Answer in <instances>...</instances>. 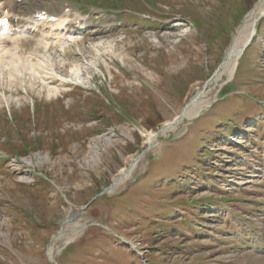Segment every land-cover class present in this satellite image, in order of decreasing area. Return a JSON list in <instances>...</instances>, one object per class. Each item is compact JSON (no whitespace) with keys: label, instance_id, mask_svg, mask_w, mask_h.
I'll return each mask as SVG.
<instances>
[{"label":"rangeland","instance_id":"1","mask_svg":"<svg viewBox=\"0 0 264 264\" xmlns=\"http://www.w3.org/2000/svg\"><path fill=\"white\" fill-rule=\"evenodd\" d=\"M69 1L97 39L0 89V264H264V18L211 81L260 0ZM200 92L213 105L173 123Z\"/></svg>","mask_w":264,"mask_h":264},{"label":"bare ground","instance_id":"2","mask_svg":"<svg viewBox=\"0 0 264 264\" xmlns=\"http://www.w3.org/2000/svg\"><path fill=\"white\" fill-rule=\"evenodd\" d=\"M18 8L19 6L16 4L15 0H0V17L3 15L10 17L13 26L19 29V31H16L13 35L0 37V89L5 83H7L5 86L8 85V87H11L17 82V80L24 81L26 77L32 79V81L30 80L31 84L35 83L38 77L43 81L50 79V77L52 78L51 75H53V73L56 74V66L48 62L47 58H51V55L54 53L63 52L73 43H78L81 34V32H78V29L80 30L84 27V30H86L90 26L89 21L80 14L76 15L73 22L70 21L68 13H65L66 6H64L62 11L57 14L51 13L48 8L43 9L47 10V18L40 22H37L35 18H31V20L29 18L30 16L23 19L19 18ZM39 11L40 7L37 9V12ZM263 13L264 0H260L259 3L252 8V11L246 15V19L243 21L244 23L241 25L239 31L237 30V34L234 35V40L228 50L225 61L223 62L222 67L220 66L221 70L219 72L217 71L218 73L216 72L217 74L212 77L211 81L218 82L225 76H230V78L234 76L237 72L239 61L245 52L244 50L254 41L256 27ZM53 15L59 17L58 21H49L50 17ZM74 25L77 26L76 29L74 28ZM84 30L82 32H84ZM87 37L86 38L91 41L97 39L96 37L92 38L90 35ZM31 39L34 40L35 43L29 45ZM110 48L112 49V46H110ZM81 71L80 65H76L73 68L74 76L76 78H81ZM51 92L58 93V88L56 87L53 90L50 89L49 93ZM211 102V99L207 98V92L198 93L191 100L190 104H187L188 106L185 110H183L185 111L183 113L184 116H179V118L177 120L175 119L173 123H178L181 118L182 120H192L197 118V116L199 117L205 109L213 105V103L211 105ZM173 123H166L168 125L165 126V128L162 127L157 134L171 128ZM173 127L174 126H172V128ZM157 134L155 132L150 133L148 144L153 142L157 143ZM142 158L143 155H138V157H135L132 160L129 167L121 169L122 177L116 180V187L121 185V182L124 181L125 177H128L135 171Z\"/></svg>","mask_w":264,"mask_h":264},{"label":"water","instance_id":"3","mask_svg":"<svg viewBox=\"0 0 264 264\" xmlns=\"http://www.w3.org/2000/svg\"><path fill=\"white\" fill-rule=\"evenodd\" d=\"M181 116H183V115H181ZM153 146H154V142L150 143L149 146L145 149V151L143 152L142 155H144L146 152H148ZM106 190H110V187L107 188ZM106 190H104L103 192H107ZM87 206H89V205H86L85 207H81L76 213L68 216L67 219H65V221H64L65 224H67L69 222H73L74 220H76L80 216V214L84 211V209L87 208Z\"/></svg>","mask_w":264,"mask_h":264},{"label":"crops","instance_id":"4","mask_svg":"<svg viewBox=\"0 0 264 264\" xmlns=\"http://www.w3.org/2000/svg\"><path fill=\"white\" fill-rule=\"evenodd\" d=\"M175 118H177V116H176ZM175 118H173V119H175ZM173 119H172V120H173Z\"/></svg>","mask_w":264,"mask_h":264}]
</instances>
